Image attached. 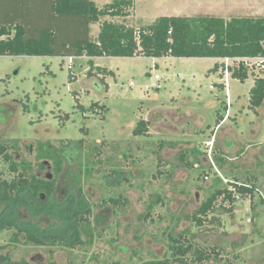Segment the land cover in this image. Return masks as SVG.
<instances>
[{
	"label": "rangeland",
	"instance_id": "1",
	"mask_svg": "<svg viewBox=\"0 0 264 264\" xmlns=\"http://www.w3.org/2000/svg\"><path fill=\"white\" fill-rule=\"evenodd\" d=\"M132 1L128 18L101 21L140 29L161 16L264 17V0ZM32 7L31 18H46L38 0ZM99 25H91L92 38ZM88 61L0 56V118L11 114L0 127L10 157H0V181L13 179V163L55 186L47 212L33 214L29 192L24 204L0 205V221L13 222L0 232V254L29 264H153L172 260L180 241L214 248L218 255L204 264H264V103L255 111L248 103L254 80L264 78V60L247 61L244 83L230 78L233 64L223 60L216 63L217 72L224 69L219 80L210 58H96L91 78ZM139 121L147 122V134L134 136ZM72 180L77 199L66 197ZM231 183L254 193L236 195L232 204L218 196L217 233L209 230L211 214L197 232L191 216ZM74 211L87 221H68ZM29 231L43 245L30 242Z\"/></svg>",
	"mask_w": 264,
	"mask_h": 264
},
{
	"label": "trees",
	"instance_id": "2",
	"mask_svg": "<svg viewBox=\"0 0 264 264\" xmlns=\"http://www.w3.org/2000/svg\"><path fill=\"white\" fill-rule=\"evenodd\" d=\"M35 0H0V56H28V57H60L89 59V78L94 75L91 69L93 58H210L232 59V67H227L230 78L244 83L248 79L246 61L264 60V17H232L228 20L217 16L198 14L194 16H161L150 25L140 29L127 26L125 22L114 23L101 21V19L120 17L126 19L133 9L132 0H113L100 8L90 0H44L47 2L46 18L33 19L32 2ZM100 21L99 31L95 38L90 35V25ZM235 63V64H234ZM219 69L215 64L211 72ZM97 72L104 69L95 67ZM222 67L219 74L223 78ZM112 75L111 72L108 73ZM248 103L251 110H257L264 103V78L257 77L248 92ZM92 104L90 108L96 107ZM4 112V111H3ZM11 114L5 116L9 117ZM6 118L1 119L2 122ZM134 136L147 134V122L139 121L133 129ZM81 146L82 142H78ZM0 156L10 161L6 155V148L0 145ZM59 155L53 153L52 159L59 169L61 160ZM12 172H18V166L10 165ZM21 172V171H20ZM24 173V172H23ZM32 181V183H31ZM232 190H218L207 199L191 216L192 223L200 230L205 228L207 217L210 233L218 231L219 217L213 214L214 202L218 196H223V201L233 203L234 197L241 198L252 196L253 187L237 186L231 183ZM47 191V186L37 182L35 178L27 179L20 174L9 182L0 181V205L5 208L24 204L22 195L31 194V201L27 203L34 215L47 212L49 205L40 201L36 194ZM48 192V191H47ZM80 209V208H79ZM87 214V213H86ZM77 211L67 216L68 221H87ZM235 218L234 215L231 218ZM11 220L0 221V232L8 225H13ZM73 225L72 230H76ZM217 225V226H216ZM215 226V227H214ZM28 240L36 245H43V241L35 232L28 233ZM186 244V245H185ZM173 259H163L153 264H204L213 254L198 249L189 243L175 241L172 249ZM188 252L192 259L183 260ZM0 264H29L27 262H11L8 256L0 254Z\"/></svg>",
	"mask_w": 264,
	"mask_h": 264
},
{
	"label": "flooded vegetation",
	"instance_id": "3",
	"mask_svg": "<svg viewBox=\"0 0 264 264\" xmlns=\"http://www.w3.org/2000/svg\"><path fill=\"white\" fill-rule=\"evenodd\" d=\"M15 103H5L4 105V110L5 111H10V109H11V107L14 105ZM1 125H2V120H1V118H0V127H1ZM73 152H76V150H73ZM61 156V155H60ZM1 157V156H0ZM67 159H69V160H72L73 158L72 157H67ZM14 174H15V176L13 177V178H15V177H17L18 175H22V174H24L25 175V177L27 178V179H32L33 177L32 176H28V175H26L25 173H23V171H18V172H13ZM59 179H61V177H59ZM72 182L74 183V181L72 180L71 181V183H69V185L71 184V186H70V189L68 190V192H67V194H66V197H68L69 198V196H70V199L72 198L71 197V194L72 195H74V193L75 192H77V191H75V188L73 187L72 188ZM31 183H32V181H31ZM42 184L44 185V186H47V191H43L44 192V194H45V196L44 197H42V196H38V199L40 200V201H42V202H45V203H51L52 201L50 200V198L52 197L53 198V194H54V191H55V186H54V184L51 182V181H47V182H42ZM65 186H67V184H65ZM45 197L47 198V200H45ZM74 197H75V199H77L78 197H76L75 195H74ZM69 199V200H70ZM73 199V198H72ZM30 201H31V199H30ZM50 205V204H49Z\"/></svg>",
	"mask_w": 264,
	"mask_h": 264
},
{
	"label": "crops",
	"instance_id": "4",
	"mask_svg": "<svg viewBox=\"0 0 264 264\" xmlns=\"http://www.w3.org/2000/svg\"><path fill=\"white\" fill-rule=\"evenodd\" d=\"M36 1V0H35ZM90 1H92L95 5H96V7H98L99 8V6L95 3V0H90ZM38 3L40 4V5H42V6H45L46 8H47V6H48V4H47V2L46 1H44V0H38ZM260 10H261V8H259ZM253 10H255V8H253L251 11H253ZM257 11V10H256ZM239 17H263V16H261V15H255V14H253V15H249V16H247V15H244V16H239ZM92 25V24H91ZM91 25H90V32H91ZM93 59H96V58H93ZM92 59V60H93ZM213 60H215V64L220 60V59H213ZM93 62V61H92ZM214 64V65H215ZM219 70V69H218ZM217 70V71H218ZM213 72L214 74H216L217 76H218V78H219V80H221V78H220V76H219V72ZM234 81V80H233ZM221 84H219L217 87H219ZM219 115V114H218ZM222 121L223 120H220V122L216 125V128L218 127V125H220V123H222Z\"/></svg>",
	"mask_w": 264,
	"mask_h": 264
},
{
	"label": "built area",
	"instance_id": "5",
	"mask_svg": "<svg viewBox=\"0 0 264 264\" xmlns=\"http://www.w3.org/2000/svg\"><path fill=\"white\" fill-rule=\"evenodd\" d=\"M223 61L225 62V63H228V62H231V63H233L235 60H232V59H228V58H226V59H223ZM238 59L235 61V62H237L238 63ZM250 61V60H249ZM247 62V61H246Z\"/></svg>",
	"mask_w": 264,
	"mask_h": 264
}]
</instances>
